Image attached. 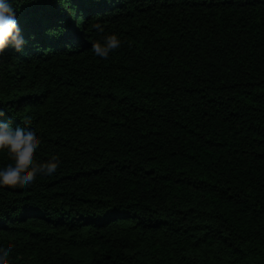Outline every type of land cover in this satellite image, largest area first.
Instances as JSON below:
<instances>
[{
	"label": "trees",
	"instance_id": "1",
	"mask_svg": "<svg viewBox=\"0 0 264 264\" xmlns=\"http://www.w3.org/2000/svg\"><path fill=\"white\" fill-rule=\"evenodd\" d=\"M14 6L0 120L60 164L0 185L10 264H264V0Z\"/></svg>",
	"mask_w": 264,
	"mask_h": 264
},
{
	"label": "clouds",
	"instance_id": "2",
	"mask_svg": "<svg viewBox=\"0 0 264 264\" xmlns=\"http://www.w3.org/2000/svg\"><path fill=\"white\" fill-rule=\"evenodd\" d=\"M16 0H0V54L11 46L21 51L26 43L16 19ZM99 29V26H97ZM102 30V29H99ZM121 41L116 34H110L102 41L93 42L91 51L99 58L107 59L120 47ZM3 113H0L2 116ZM16 126L0 120V149H4L12 162L0 167V185L30 186L39 176H52L56 173L60 161L52 156L45 161H37L34 156L41 145L38 131L34 127ZM11 243L0 245V264H10Z\"/></svg>",
	"mask_w": 264,
	"mask_h": 264
}]
</instances>
